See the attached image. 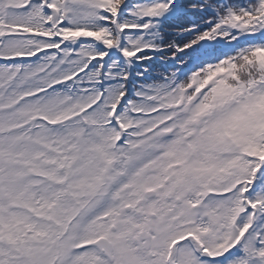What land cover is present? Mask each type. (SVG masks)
Returning a JSON list of instances; mask_svg holds the SVG:
<instances>
[{"label":"snow or ice","instance_id":"1","mask_svg":"<svg viewBox=\"0 0 264 264\" xmlns=\"http://www.w3.org/2000/svg\"><path fill=\"white\" fill-rule=\"evenodd\" d=\"M0 264H264V0H0Z\"/></svg>","mask_w":264,"mask_h":264}]
</instances>
